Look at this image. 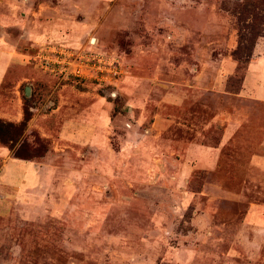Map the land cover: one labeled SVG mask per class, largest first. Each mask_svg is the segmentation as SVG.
I'll use <instances>...</instances> for the list:
<instances>
[{"label":"rangeland","instance_id":"1","mask_svg":"<svg viewBox=\"0 0 264 264\" xmlns=\"http://www.w3.org/2000/svg\"><path fill=\"white\" fill-rule=\"evenodd\" d=\"M244 3L0 0V47L24 49L12 22L33 10L65 33L27 62L0 58V119L24 104L44 155L6 168L0 143V264H264V100L244 82L264 24ZM47 47L112 55L117 80L50 73Z\"/></svg>","mask_w":264,"mask_h":264},{"label":"crops","instance_id":"2","mask_svg":"<svg viewBox=\"0 0 264 264\" xmlns=\"http://www.w3.org/2000/svg\"><path fill=\"white\" fill-rule=\"evenodd\" d=\"M31 12H29L25 15H23V14L20 15L18 18H16V22L11 21L14 24L16 31L18 32V36L16 38L17 42L19 44L22 43L24 45V49L22 51H19L16 49L12 50L7 45L4 47H0V58H2L3 61H5V63H7V65L10 64V61L12 59H14L18 62H27V59L34 57L33 52L35 49H37L39 52L43 48V46L46 45V43H48V40L54 39L55 37L62 38L65 35L64 31H63V33H61L62 32L61 29H60L61 32L59 30L57 31V29L60 28L57 26H59V25L62 26L64 24L62 21H61L62 23L57 22L59 25L57 24V26H55L56 23L53 19H49L48 17H46L47 18L46 19L38 11L36 12L33 10V12L32 13ZM56 27H57V29H56ZM3 32H4V29H3V27L0 26V41H1V43L7 44V38L2 37L4 34ZM258 47L260 48L259 45H257L256 48H258ZM9 49H11V50H9ZM38 52H37V54H38ZM258 53H259L258 50H256L255 54H258ZM7 67L8 66H6V68ZM258 68H259V72H254V70H256ZM3 76H2V78H3ZM2 78L0 79V83L2 81ZM249 81L252 82L251 84L255 86V89L252 92V89L249 88V90H251V92H248L247 94L251 93L252 95L249 94V96L251 95L252 99L264 100V57L263 56L256 57V60L249 64L244 82L245 83L248 82V84H250ZM21 119H22V113L18 114V116L16 117V120H12V121L13 122H19ZM236 119H238V117L236 118L233 115L229 116V120L227 122V127L225 128L223 142L228 141V137L231 135V133L240 128L239 124L236 123ZM5 158L7 160V163H5L6 168H7L9 163L16 162V160H13L10 158L9 152H8V154H6ZM206 163L209 165L211 163H213V160L209 154H208V157L206 159ZM29 177L31 180L35 181L37 176L34 177V174H33V176H31V174H30ZM262 212H264V211L259 209V210H257L256 213L262 214Z\"/></svg>","mask_w":264,"mask_h":264},{"label":"trees","instance_id":"3","mask_svg":"<svg viewBox=\"0 0 264 264\" xmlns=\"http://www.w3.org/2000/svg\"><path fill=\"white\" fill-rule=\"evenodd\" d=\"M243 5V13L251 18L252 22H257L259 25L264 24V0H245ZM260 31H264V29H260ZM260 31H255L253 33L254 36H263ZM231 56L237 62L235 78L242 82L243 75L238 77L237 74L246 70L251 52L249 48H245L242 46V43H239L238 47L231 53ZM31 118L32 114L30 110L23 104L22 119L19 122H7L0 119V143L9 150L12 159L31 161L32 159L44 156L38 154V150L42 146L41 139L35 140L36 145L31 149L26 142L27 124Z\"/></svg>","mask_w":264,"mask_h":264},{"label":"built area","instance_id":"4","mask_svg":"<svg viewBox=\"0 0 264 264\" xmlns=\"http://www.w3.org/2000/svg\"><path fill=\"white\" fill-rule=\"evenodd\" d=\"M53 54L46 68L50 73H59L76 80L92 81L97 86L112 85L119 75L117 58L106 54L72 53L56 47H47Z\"/></svg>","mask_w":264,"mask_h":264},{"label":"water","instance_id":"5","mask_svg":"<svg viewBox=\"0 0 264 264\" xmlns=\"http://www.w3.org/2000/svg\"><path fill=\"white\" fill-rule=\"evenodd\" d=\"M25 94H26V96H28V95H29L28 89H26V92H25Z\"/></svg>","mask_w":264,"mask_h":264}]
</instances>
